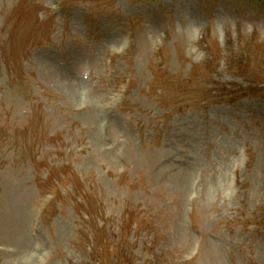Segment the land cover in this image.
Returning <instances> with one entry per match:
<instances>
[{
	"label": "rangeland",
	"instance_id": "374dc122",
	"mask_svg": "<svg viewBox=\"0 0 264 264\" xmlns=\"http://www.w3.org/2000/svg\"><path fill=\"white\" fill-rule=\"evenodd\" d=\"M0 264H264V0H0Z\"/></svg>",
	"mask_w": 264,
	"mask_h": 264
}]
</instances>
